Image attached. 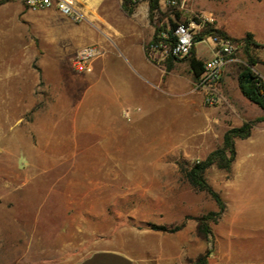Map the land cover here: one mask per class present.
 I'll return each mask as SVG.
<instances>
[{
  "label": "rangeland",
  "instance_id": "obj_1",
  "mask_svg": "<svg viewBox=\"0 0 264 264\" xmlns=\"http://www.w3.org/2000/svg\"><path fill=\"white\" fill-rule=\"evenodd\" d=\"M154 15L162 31L193 24L195 40L213 32L235 44L217 86L220 100L208 104L194 78L201 100L176 103L174 114L171 106L161 109L158 131L133 121L135 107L111 137L84 90L91 82L75 65L77 50L46 34L48 26L71 30L78 23L53 8L32 11L23 0H0V247L7 248L0 264H56L55 257L19 248L33 246L34 238L54 253L61 228L115 250L132 249L144 264H196L201 257L208 264H264V122L236 140L230 170L206 172L226 204L221 216L181 172L221 147L227 130L264 116L239 82L242 72L264 79V0H159ZM248 34L259 61L250 71ZM204 38L194 46L202 61L213 48ZM187 61H177L180 72ZM202 225L209 235L199 233Z\"/></svg>",
  "mask_w": 264,
  "mask_h": 264
},
{
  "label": "crops",
  "instance_id": "obj_2",
  "mask_svg": "<svg viewBox=\"0 0 264 264\" xmlns=\"http://www.w3.org/2000/svg\"><path fill=\"white\" fill-rule=\"evenodd\" d=\"M73 1L85 20L77 22L71 30L56 24L48 26L46 34L56 43H67V50L71 52L86 46L100 49L98 57L82 69L87 71L84 76L91 84L80 88H87L94 112L104 116L102 128L110 132L111 137H117V132L128 124L124 117L130 113L128 109L132 111L136 107L133 121L141 128H151L155 132L160 129L161 109L171 106L174 114L176 103L188 106L194 97L201 100L202 96L193 88L194 75L189 61L180 72L178 60H174L172 68L168 69L167 60L159 55L148 56L146 46L157 32L155 15L151 17L148 0L136 5L131 12L123 8L125 0ZM198 49L195 48L196 57L201 60L204 53L199 54ZM205 51L210 53L207 60L211 59L212 48ZM186 68H189L187 72ZM0 233H3L1 229ZM58 239L54 253L38 245L34 238L29 240L35 242L33 246L23 245L19 250L21 253L32 250L41 259L55 257L56 264H144L143 258L132 249L115 250L109 244H98L97 240L91 241L90 237H82L75 231L66 233L61 228ZM37 245L39 248L34 250ZM6 250V247H0V252Z\"/></svg>",
  "mask_w": 264,
  "mask_h": 264
},
{
  "label": "trees",
  "instance_id": "obj_3",
  "mask_svg": "<svg viewBox=\"0 0 264 264\" xmlns=\"http://www.w3.org/2000/svg\"><path fill=\"white\" fill-rule=\"evenodd\" d=\"M150 1V13L151 17L154 16V12L159 9V0H149ZM137 4L132 0H125L123 4V8L126 11L131 12L134 10ZM176 24H173V27ZM163 29L157 27V32L153 40L156 39L157 35ZM217 33V32H215ZM217 36L212 32L202 33L199 39L196 38V42L200 39H205L204 37L213 38ZM245 51H246V59L248 62L250 71L252 67H255L259 64V61L254 58L252 50L254 46H258L252 34H248V36L243 40ZM195 46V45H194ZM149 45L146 46V52L149 56ZM196 47H193L191 54L189 56V63L191 71L194 75L195 79H198L204 72V61L198 59L196 57ZM174 59H167L168 69H171L173 66ZM240 87L243 94L252 102L259 105L264 111V79L259 78L257 76L250 77L248 72H242L239 77ZM264 122V116L250 122H245L241 127H234L227 130L223 136V141L221 147L210 153L204 160L198 161L191 166H182L181 172L184 178L198 191L207 193L217 204L219 211L216 213L217 216H221L226 210V204L220 194L216 192L208 183L206 179V172L212 166H217L223 170H230L236 158V148L235 142L238 139H246L250 137L252 130L256 123ZM152 228L160 231H169L175 232L182 228V226L176 227L173 230H168L165 227L152 225ZM199 233L207 236L211 232L207 225H202L199 228ZM196 264H208L206 257H201Z\"/></svg>",
  "mask_w": 264,
  "mask_h": 264
},
{
  "label": "built area",
  "instance_id": "obj_4",
  "mask_svg": "<svg viewBox=\"0 0 264 264\" xmlns=\"http://www.w3.org/2000/svg\"><path fill=\"white\" fill-rule=\"evenodd\" d=\"M136 2V0H132ZM27 9L32 11L57 9L63 16L76 22L85 20V17L76 8L73 0H23ZM193 24L177 23L169 31L160 32L149 45V56L159 55L161 59H185L190 56L196 42ZM213 42V57L204 62V72L195 83L196 90L205 92L208 104L216 105L220 98L217 95V86L220 83L225 67L235 54V44L227 39L215 36L209 38ZM100 49L97 46H86L76 53L74 62L80 69H86L90 62L98 57ZM129 113H126L128 117Z\"/></svg>",
  "mask_w": 264,
  "mask_h": 264
}]
</instances>
